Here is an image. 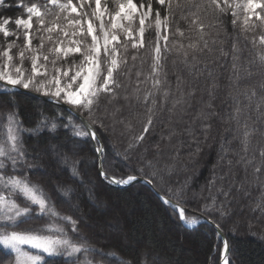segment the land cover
<instances>
[{
  "label": "snow or ice",
  "instance_id": "1",
  "mask_svg": "<svg viewBox=\"0 0 264 264\" xmlns=\"http://www.w3.org/2000/svg\"><path fill=\"white\" fill-rule=\"evenodd\" d=\"M113 3L110 10L108 0L103 6L102 0H0V9L16 7L26 15L0 14V95L12 89L15 96L14 90L22 89L67 106L52 116L40 113L25 126L11 97L0 102V246L9 253L0 255V264H50L49 258L57 257L64 264L69 258L71 264H105L114 255L81 234L95 219L115 229L117 238L126 235L119 218L115 224L104 220L111 209L101 199L100 184L90 169L80 167L88 144L93 145L92 168L101 182L146 187L160 206L189 227L202 219L219 235L221 221L232 220L233 229L245 223L251 229L253 219L264 222V54L257 64L244 58L233 42L224 85L211 59L216 52L229 55L220 39L221 17L230 13L235 26L242 9L264 27V16L255 12L257 7L264 10V0ZM249 19L244 15L245 31L257 27ZM181 22L189 33L196 31L195 42L185 36ZM13 24L15 30L9 28ZM151 29L155 37L146 43ZM170 34L181 40L169 43ZM21 36L22 44L17 43ZM34 39L38 44L33 45ZM183 39L190 42L185 45ZM252 43L255 47V38ZM259 44L264 48V35ZM141 50L151 60L147 73ZM173 53L174 82L166 67ZM254 75L261 80L249 83ZM137 123L140 132L135 131ZM104 135L109 143L116 141L111 155L105 151ZM28 139L35 143L28 145ZM212 151L209 177L194 187L189 169ZM41 169L51 171L30 179L29 172ZM40 180L51 185L50 192ZM253 189L259 190L258 197H252ZM190 203L198 206L200 218L188 217ZM64 205L74 213L83 205L95 215L73 217L59 211ZM245 209L248 219L240 216ZM158 259L142 251L123 264H157ZM220 259L221 264H235L227 240Z\"/></svg>",
  "mask_w": 264,
  "mask_h": 264
},
{
  "label": "trees",
  "instance_id": "2",
  "mask_svg": "<svg viewBox=\"0 0 264 264\" xmlns=\"http://www.w3.org/2000/svg\"><path fill=\"white\" fill-rule=\"evenodd\" d=\"M8 2L11 3V0H8ZM25 2H27V0H25ZM134 2L139 5L140 0H134ZM236 2L243 3L244 0H236ZM103 3L104 0L102 1V6ZM108 7L110 10H114L115 5L113 0H108ZM153 7L155 8L157 5L154 3ZM237 11L239 13V19H237L235 26L232 24L233 16L230 13L221 17L223 29L220 33V39L225 40L222 46L226 52H229V55L221 56L219 52H216L211 57V59L215 61L212 67L220 76L221 85L227 83V77L231 72V48L233 42H236L237 46L242 50L244 58L255 60L257 64L258 56L264 54V48L259 44V37L264 35V27L260 26V21L256 20L255 15L249 16L248 13L243 12L242 9ZM257 12L264 16V10H261L259 7L257 8ZM0 14L13 18L22 15L26 17L23 10L16 7L0 9ZM244 15L249 16V25H257L254 30L249 27V29L245 31L247 26L243 23ZM33 23L34 31L35 20ZM15 27L14 24L9 25L10 29L15 30ZM180 27L185 30L186 37L191 35V42H195L198 39L196 31L193 30L189 33L188 26L184 22L180 23ZM224 29H226V31H224ZM213 35H215L214 32ZM154 37V29L147 31L145 34L146 43L148 40L154 39ZM253 38L256 40L255 47H253L252 43ZM8 39L11 40L14 39V37H9ZM173 39H176L178 42L181 40V38L172 37L170 34L169 43H171ZM182 42L187 45L190 41L188 39H183ZM0 43H3L2 35H0ZM17 43H23L22 36ZM36 44H38V40L34 39L33 45ZM47 47L48 45L46 44L45 49ZM216 47L219 48L221 45L217 44ZM129 51L132 52L134 50L130 49ZM140 58L145 61L143 70L147 73L149 64L151 63L150 57L147 52L141 50ZM175 58V53L169 55L166 66L169 72V78L173 82L175 76L172 74V60ZM77 59L79 58L77 57ZM27 63L28 60H25L24 64L26 65ZM137 64L139 65V60ZM134 79L135 77L133 75V80ZM260 80V75H254L252 81L249 83H258ZM201 84H203V81H201ZM257 91L259 92V89H257ZM12 92L13 91H8L7 95H0V102H7L9 97H11L18 106L22 117H24L25 126H29L30 121L34 123L40 113L52 116L64 109L61 106L42 100L27 92L15 91V96H11ZM141 128L142 125L137 123L135 131L140 132ZM158 131L159 129H157V132ZM44 135H47L46 131ZM145 135L147 137V134ZM157 138V135L152 136V139ZM102 139L103 143L106 145V153L111 155L114 151L113 144L116 143L115 139H112L111 143H109L110 137L107 135H104ZM34 143V139L27 140L28 145ZM92 147V144L85 145L84 154H86L87 159L81 163L80 167L90 169V175L93 180L100 184V190L104 194L101 199L105 200L106 206L111 209L104 217V220L111 221L115 224L116 218H119V220L126 225V235L120 238H117L115 229L100 226L95 219L90 220L95 229H81V234L88 236L91 243L96 248H101L107 253H114V255L106 258L105 264H123L124 261L136 258L142 251L148 252L154 257H158L157 264H220L221 239L209 224L200 223L193 228L184 226L179 219L157 203L156 197L151 194L146 187H141L139 184L136 186L114 187L101 182L96 176L95 170L92 168L91 162L94 159V154L90 151ZM117 147H119V145H117ZM214 159L215 152L212 151L211 155L201 160L195 168L189 169L190 173L195 176L194 187L204 184L205 180L209 177ZM117 167H120L119 163H117ZM45 172V169H41L39 172L33 170L29 172V177L33 181H36L37 177L43 176ZM120 174V172L116 173L117 176ZM39 182L43 184L46 191H51L50 184L46 183L44 180H40ZM259 195V190L253 189L252 197L255 198ZM84 199L86 200V197ZM246 202L247 201H242V203ZM59 211L67 215H72L73 217L80 215L74 213L67 205L60 207ZM81 212L82 214L89 213L93 216L95 215L91 212L90 208L83 205L81 207ZM187 214L188 217L196 216L199 218L200 213L198 206L195 203H190L187 206ZM240 216L245 219L250 218V214L246 209L240 213ZM237 218L239 217L234 216L232 219L234 220ZM65 228L69 230V235L71 236L70 226L65 225ZM221 229L230 245L235 264H264V222H258L253 219L251 229L247 227L246 223L233 229L232 220H227L221 221ZM0 255L7 256L9 253L0 246ZM49 259L50 264H64L59 257L54 258V260L53 258ZM94 259L99 260L100 257L96 256ZM66 264H71L70 258L67 260Z\"/></svg>",
  "mask_w": 264,
  "mask_h": 264
},
{
  "label": "water",
  "instance_id": "3",
  "mask_svg": "<svg viewBox=\"0 0 264 264\" xmlns=\"http://www.w3.org/2000/svg\"><path fill=\"white\" fill-rule=\"evenodd\" d=\"M9 90H12V89H9ZM15 90H21V91H24V92H27V91H25V90H22V89H15ZM28 93H31V92H28ZM31 94H33V95H35L36 97H38V98H40V99H43V100H47V101H49V99L47 98V97H45V96H42V95H39V94H36V93H31ZM61 107H64V108H67V106L66 105H60ZM112 186H116V185H112ZM116 187H120V186H116ZM201 222H204L202 219H201ZM184 224V223H183ZM185 225V224H184ZM212 227H213V229L217 232V230L215 229V227L212 225V224H210ZM185 226H187V225H185ZM195 226V225H194ZM187 227H189V226H187ZM193 227V226H192ZM219 236L221 237V239H222V241L224 242L225 240H226V237H225V235L223 234V232L221 231V233L219 234Z\"/></svg>",
  "mask_w": 264,
  "mask_h": 264
},
{
  "label": "rangeland",
  "instance_id": "4",
  "mask_svg": "<svg viewBox=\"0 0 264 264\" xmlns=\"http://www.w3.org/2000/svg\"><path fill=\"white\" fill-rule=\"evenodd\" d=\"M103 1V0H102ZM258 8V7H257ZM257 8L255 9V12H257ZM248 15L249 16H253L254 14H252V13H248ZM24 18H26V17H24ZM22 31V30H21ZM22 39H23V37H22ZM14 52L16 51L15 49L13 50ZM26 65H27V67H26ZM24 64V67L25 68H28V69H30V67H31V65H30V61L28 60V63L27 64ZM87 162H90V161H87ZM45 171L46 172H49V169H45ZM76 202V200H75V198L73 199V203H75ZM78 214H82V212H80V213H78ZM57 223H60L59 221H57ZM89 223L92 225V227H90V228H84V229H95L94 228V225H93V223L92 222H90L89 221ZM253 226H255V225H253ZM255 228V227H254ZM98 229V228H97ZM110 229H112V228H110Z\"/></svg>",
  "mask_w": 264,
  "mask_h": 264
}]
</instances>
